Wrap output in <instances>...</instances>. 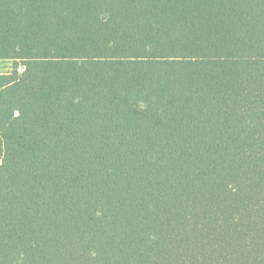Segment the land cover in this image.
<instances>
[{
	"label": "trees",
	"instance_id": "16d2710c",
	"mask_svg": "<svg viewBox=\"0 0 264 264\" xmlns=\"http://www.w3.org/2000/svg\"><path fill=\"white\" fill-rule=\"evenodd\" d=\"M0 58V264H264V0H0Z\"/></svg>",
	"mask_w": 264,
	"mask_h": 264
},
{
	"label": "rangeland",
	"instance_id": "374dc122",
	"mask_svg": "<svg viewBox=\"0 0 264 264\" xmlns=\"http://www.w3.org/2000/svg\"><path fill=\"white\" fill-rule=\"evenodd\" d=\"M15 63L16 62L12 59L0 58V74H6L13 71L15 67Z\"/></svg>",
	"mask_w": 264,
	"mask_h": 264
}]
</instances>
